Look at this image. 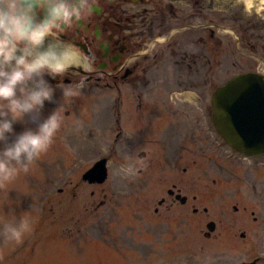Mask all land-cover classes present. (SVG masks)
<instances>
[{"label": "rangeland", "instance_id": "1", "mask_svg": "<svg viewBox=\"0 0 264 264\" xmlns=\"http://www.w3.org/2000/svg\"><path fill=\"white\" fill-rule=\"evenodd\" d=\"M210 8L208 19L221 46L212 40L210 65L198 63L191 79L177 82L175 70L164 64L160 78L152 77L142 100L128 90H122L120 97L90 85L74 87L76 94L71 97L63 95L65 89L55 91L53 102H46L43 110L46 117L57 109L61 118L53 144L27 173L0 186V230L3 222L13 216L18 221L25 213L31 224L20 243L0 235V264H251L256 259H260L256 264H264V158L245 159L226 151L221 164L226 172L221 176L210 168L198 173V166L203 170L208 165L186 153L183 156L190 157L191 170L185 176L166 172V164H161L159 134L168 129L162 126L166 93H193L197 103L202 94L208 98L234 76H264V12L245 11L244 0L216 2ZM238 14L244 22L241 31L235 23ZM238 33L245 41L240 47L235 38ZM258 36L262 40L252 51ZM152 92H160L159 99ZM141 106L146 127L139 130L127 123V115H137ZM196 112L194 135L200 138L198 147L205 148V124ZM180 123L177 142L164 154L168 159L176 158L186 141L182 131L187 127ZM26 127L35 128V124L26 118L24 124L15 126L16 132ZM143 153L146 157L140 158ZM100 160L107 161L106 182L84 183L82 176ZM172 188L187 198L188 207H172L169 219L164 210L154 215L153 209L162 199L168 200L167 191ZM192 208L199 213L192 214ZM203 209L208 213L204 215ZM162 220L178 221L179 231L175 241L168 242L167 256L155 251L153 237H146L150 226ZM181 220L192 223L182 226ZM208 222L216 224L210 240L203 236ZM127 229L146 246H153L154 253L145 257L129 254L124 242L116 239ZM122 254L128 255L124 258Z\"/></svg>", "mask_w": 264, "mask_h": 264}, {"label": "flooded vegetation", "instance_id": "2", "mask_svg": "<svg viewBox=\"0 0 264 264\" xmlns=\"http://www.w3.org/2000/svg\"><path fill=\"white\" fill-rule=\"evenodd\" d=\"M216 2L238 3L241 0H89L90 9L81 19L75 20L71 27H66L60 33V40L53 42L57 51L66 47L69 49L67 56L69 59L65 62L74 66L70 67L64 75L52 79L50 81L52 87L55 91H61L66 86L76 88L77 85H90L95 89L116 93L120 97H123L122 90H128V94L133 95L137 100H142L148 94L146 90L152 84V77L160 78L164 64L175 70L177 82H184L186 78L193 76L194 68L199 66L198 63H201L203 67L210 65L209 54L212 40L219 45V48L221 46V40L216 39L212 30L214 25L208 19L211 12L210 5ZM235 23L241 31L244 22L239 14L235 18ZM235 38L238 47L241 46V42H245L242 33H238ZM261 40L262 38L258 36L255 41L256 46L251 45L250 49L253 51L255 47L258 48ZM81 56L90 59L91 70H85L80 66ZM185 70L186 73H184ZM159 93L149 94L159 99L157 98ZM185 95L187 98L184 97ZM210 98L211 95L207 98L202 94L201 100L198 98L199 101L196 103L193 93L184 91L175 94L166 93L165 101L162 102L165 111V124L162 126L168 129L165 134H159L161 139L159 143L163 146L160 148L162 153L160 159L161 164H166L164 168L166 172L170 170L171 173L179 172L182 176L187 175L191 167L187 165L190 157L183 156L186 153L191 157H199L209 166L203 170L198 166V173H206L210 168L220 176L225 174L226 170L221 164L225 162L226 151L229 154L231 151L227 150L211 126ZM137 110L141 112L137 115L135 113L127 115L129 117L127 123L129 121L135 129L141 130L142 127H146V118L142 113V106ZM196 110L197 115L202 118L201 124H205L206 130L203 131V136L207 137L206 145L203 146L205 148L198 147L201 141L197 135H194ZM204 116H208V120ZM178 121L187 127L182 131L186 141L184 146H179L181 149L177 150L176 158L173 156L172 159H168L165 157L166 149L174 146L177 142L174 138H178V132H180L181 123ZM195 146H197V152L194 151ZM140 157L145 158L146 155L143 153ZM174 188L167 191L168 200L162 199L158 203L159 209H153L154 215H159L164 210L168 213L167 219H169L172 207L179 206L184 209L188 207L187 198L181 195L180 190ZM177 196L185 197V202L178 201ZM168 201L170 203H167ZM234 210L237 212L235 207ZM184 211L186 215L187 211ZM191 211L195 215L199 213L198 208H192ZM207 213L208 209H203V214ZM180 222L182 226L189 227L191 221L181 220ZM177 223V220H162L160 223L157 222L156 226H150L152 231H149L146 237H153L155 251L158 250V253L160 251L163 256L168 254V242L175 241L177 237L179 231ZM213 229L212 234L216 231L215 223ZM123 232L124 235L116 239L124 242L125 250L129 254L135 252L137 256L145 257L147 254L154 253L153 246H146L144 241L140 242V237L132 235L129 229ZM203 236L210 240L213 235L204 233ZM142 237L145 238L143 233ZM241 238L244 239L245 236L241 235ZM126 255L128 254H122L124 258ZM127 260H130V257Z\"/></svg>", "mask_w": 264, "mask_h": 264}, {"label": "clouds", "instance_id": "3", "mask_svg": "<svg viewBox=\"0 0 264 264\" xmlns=\"http://www.w3.org/2000/svg\"><path fill=\"white\" fill-rule=\"evenodd\" d=\"M244 8L264 12V0H244ZM89 9V0H0V186L27 173L53 144L61 118L57 109L43 117L46 102L55 97L50 81L74 66L65 62L69 49L57 51L53 42ZM81 61L91 70L88 57ZM75 94V88L65 87V97ZM26 118L35 128L17 133L15 126ZM30 230L25 213L3 222L0 235L20 243Z\"/></svg>", "mask_w": 264, "mask_h": 264}, {"label": "water", "instance_id": "4", "mask_svg": "<svg viewBox=\"0 0 264 264\" xmlns=\"http://www.w3.org/2000/svg\"><path fill=\"white\" fill-rule=\"evenodd\" d=\"M211 102L213 126L226 145L245 157L264 156V79L257 74L235 76L213 93ZM106 179V160L83 176L89 184L101 185ZM213 226H207L210 232Z\"/></svg>", "mask_w": 264, "mask_h": 264}, {"label": "bare ground", "instance_id": "5", "mask_svg": "<svg viewBox=\"0 0 264 264\" xmlns=\"http://www.w3.org/2000/svg\"><path fill=\"white\" fill-rule=\"evenodd\" d=\"M253 2H254V4H258V3H260V0H253ZM256 10V9H255ZM255 12H257V11H255ZM67 59H69V57H67ZM66 59V60H67ZM67 64H68V62H66ZM119 187H121V185H119Z\"/></svg>", "mask_w": 264, "mask_h": 264}]
</instances>
